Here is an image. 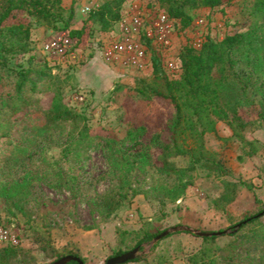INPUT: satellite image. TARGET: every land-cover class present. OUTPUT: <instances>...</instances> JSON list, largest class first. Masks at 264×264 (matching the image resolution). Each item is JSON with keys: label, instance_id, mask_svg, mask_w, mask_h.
I'll use <instances>...</instances> for the list:
<instances>
[{"label": "rangeland", "instance_id": "1", "mask_svg": "<svg viewBox=\"0 0 264 264\" xmlns=\"http://www.w3.org/2000/svg\"><path fill=\"white\" fill-rule=\"evenodd\" d=\"M253 1L223 0V4L212 9H187L191 22L180 28L176 21L172 54L168 56L176 65L175 71L167 68V56L160 57L154 51L149 53L150 61L142 65L126 56L106 61L101 47L115 39L118 21L107 31H101L94 24L85 26L73 60H48L60 101L86 117L93 138L81 147L80 156L74 153L63 158L61 150L69 131L66 125L62 131L40 139L38 151L32 154L29 163L27 158L19 167L13 165L17 173L35 168L42 172L41 178L33 180L36 192L27 203V215L14 213L0 199V226L17 239L15 246L26 252L24 264H48L56 259V253L68 252L82 257L83 263L104 264L107 258L116 256L115 251L132 247L142 231L159 234L167 228L184 225L208 232L231 230L229 227L244 211L260 205L255 197L264 203V127L258 116V96H253V105L240 107L234 117L230 115L228 119L216 121L215 131L204 135L205 156L221 162L226 173L218 174L200 167L189 171L191 184L181 197L172 201L156 185L171 187L174 179L159 176L151 168L142 183L143 192L128 198L109 217H100L88 203L91 193L106 192L113 186L106 176V138H124L130 126L143 125L145 143L155 134H159L161 141L170 139L166 122L173 114L172 105L148 94L150 89L162 84L153 73V56L159 58L160 68L169 78L178 79V56L182 47L189 44L199 49L207 36L221 41L228 33L246 29ZM101 2L61 0L60 20L54 27L33 21L30 31L33 49L17 57L15 62L26 66L30 53L36 60L47 58L42 44L59 33L70 34L80 28L88 12ZM159 5L158 0H127L121 7V16L126 17L135 7L151 9L160 8ZM18 18L24 20L20 14ZM53 98L54 91L41 94V105L48 108ZM6 147L10 148L0 139V156L6 153ZM158 153V149L153 150L155 158ZM171 162L182 168L187 165L188 157H176ZM235 180L251 183L254 188L249 190L239 185L231 203L216 204L225 191L224 182ZM261 220L264 221V216ZM168 235L139 255L143 257L141 260L124 264H209L213 259L218 264H235L224 259L232 250L243 257L249 256L244 247L247 242L235 241L227 234L210 243L191 232ZM147 242L142 243L141 250ZM201 251L203 253L199 254ZM251 255L257 259V253ZM13 264L20 263L14 261Z\"/></svg>", "mask_w": 264, "mask_h": 264}, {"label": "trees", "instance_id": "2", "mask_svg": "<svg viewBox=\"0 0 264 264\" xmlns=\"http://www.w3.org/2000/svg\"><path fill=\"white\" fill-rule=\"evenodd\" d=\"M127 0H102L88 12L83 25L70 32L81 40L85 26L97 25L101 31L111 29L121 18V7ZM160 8L178 21L184 28L191 22L187 9L207 7L212 9L223 4V0H158ZM61 0H0V139L6 144V153L0 156V199H3L14 213L27 215V203L35 196L33 180L41 178L38 169L18 171L13 165L32 158L38 151L40 139L52 136L55 131L69 127L67 139L61 150V157L80 156L81 147L92 140L86 117L60 101L58 85H54L52 66L47 58L36 60L28 55L26 66L18 64L16 58L33 49L30 31L32 22L54 27L61 17ZM21 15L24 20L18 18ZM249 24L244 30L228 33L221 41L208 36L199 49L185 44L179 52L180 74L178 79L169 78L160 68L159 58L154 55L152 68L155 76L162 81L160 87L150 89L149 96L167 100L173 108L172 116L166 122L170 133L168 142L155 134L149 143L142 138L145 127L130 126L125 137L106 138V176L113 185L106 192L91 193L88 203L100 217L107 218L128 198L143 192L142 183L147 172L154 168L159 176L173 178L171 187L156 185L161 192L177 200L191 184L187 173L197 167L218 174L226 173L221 162L205 156L204 135L215 131L218 120L237 115L238 109L254 104L259 97L258 116L264 127V0H254L248 12ZM13 22H8L9 19ZM32 19V20H31ZM217 70V75H216ZM55 86V87H54ZM54 91V98L48 108L41 105V94ZM142 90L140 89V92ZM15 132V135H13ZM159 153L155 158L153 150ZM187 156L185 167L177 168L171 160ZM19 167V165H18ZM225 191L216 204L231 203L242 185L253 190V185L243 180L225 181ZM260 205L246 210L229 228L236 232L227 234L233 240L247 242L244 246L249 253L243 257L234 250L225 260L235 264H264V203L255 197ZM190 233L188 231H185ZM158 232L142 231L134 245L127 250H117L113 255L142 247ZM225 235V234H224ZM169 236V235H168ZM218 236L201 237L210 243ZM204 251V250H203ZM201 251L199 254H202ZM20 248L7 244L0 247V264L26 262ZM257 253V259L251 255ZM78 256L72 252L64 253ZM64 256L56 253L55 258ZM23 257V258H22ZM80 257V256H78ZM83 262L84 259L80 257ZM143 257H135V262ZM128 263V262H126ZM68 264H77L74 261ZM86 264V263H84ZM209 264H218L213 259Z\"/></svg>", "mask_w": 264, "mask_h": 264}, {"label": "built area", "instance_id": "3", "mask_svg": "<svg viewBox=\"0 0 264 264\" xmlns=\"http://www.w3.org/2000/svg\"><path fill=\"white\" fill-rule=\"evenodd\" d=\"M176 20L169 17L158 6L151 9L135 7L126 17L119 19L116 37L110 43L101 47L102 56L106 61H114L126 56L135 64L148 63L150 51L158 56H168L173 48V36ZM78 38L68 33H59L42 44V50L48 60L65 62L73 60ZM169 70L175 71L176 65L171 59H166ZM17 239L9 231L0 226V246L16 245Z\"/></svg>", "mask_w": 264, "mask_h": 264}, {"label": "water", "instance_id": "4", "mask_svg": "<svg viewBox=\"0 0 264 264\" xmlns=\"http://www.w3.org/2000/svg\"><path fill=\"white\" fill-rule=\"evenodd\" d=\"M239 223L235 225V228L233 230H222V231H202L195 228H192L190 226H174L167 228L163 231H161L157 236L152 238L149 242L144 244V248L141 250L139 247H134L133 250H130L128 252L122 253L120 255L112 256L106 259L104 264H124L126 262L132 261L135 259V257L147 252L157 241L162 239L163 237L167 236L170 233L173 232H185L189 231L197 236L200 237H209V236H221L224 234H230L232 232H236V229L239 227ZM74 261L77 264H84L82 259L78 256L67 254L64 255L58 259L53 260L52 262L48 264H68L69 262Z\"/></svg>", "mask_w": 264, "mask_h": 264}]
</instances>
